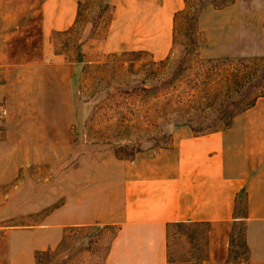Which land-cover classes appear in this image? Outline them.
Masks as SVG:
<instances>
[{
  "label": "rangeland",
  "instance_id": "obj_1",
  "mask_svg": "<svg viewBox=\"0 0 264 264\" xmlns=\"http://www.w3.org/2000/svg\"><path fill=\"white\" fill-rule=\"evenodd\" d=\"M37 2L0 0L4 15L17 9L29 14L23 25L4 29L19 28L20 40L15 32L0 56V172H7L0 181V226H28L57 208L64 175L78 167L81 151L112 148L128 156L172 143L183 127L246 130L251 143L253 131L264 128V0H184L173 14L171 48L161 58L147 50L103 49L112 5L84 0L75 23L51 33L56 61L26 55L31 42L23 36L39 28ZM224 46L231 52L219 54ZM25 60L34 61L31 71L26 72ZM41 63L51 65L50 74ZM48 76L49 88L43 84ZM259 146L253 142L248 151L258 152ZM246 207L241 193L226 252L216 250L213 264H247ZM115 227L69 226L55 244L35 251L34 264L100 261ZM208 231L207 222L169 223V258L209 264Z\"/></svg>",
  "mask_w": 264,
  "mask_h": 264
},
{
  "label": "crops",
  "instance_id": "obj_2",
  "mask_svg": "<svg viewBox=\"0 0 264 264\" xmlns=\"http://www.w3.org/2000/svg\"><path fill=\"white\" fill-rule=\"evenodd\" d=\"M82 1L38 0V31L29 35L28 30V36H23L31 42L26 55L51 56L56 61L59 56L50 43L51 33L75 23ZM108 1L112 15L103 49L147 50L157 58L167 55L173 40V14L184 0ZM28 15L17 9L1 17L6 26L0 33V56L19 28L11 33L4 29L23 25ZM19 34L15 39L20 40ZM34 42L37 51H33ZM219 51L231 52L225 46ZM33 63L25 60L26 72L33 69ZM40 65L43 72L51 73V65ZM43 84L51 87V76ZM254 116L253 121L257 120ZM233 129L191 132L178 128L172 143L149 146L128 156H119L112 148L83 149L78 167L64 175L62 203L57 208L28 226H0V264H34L35 251L49 242L55 244L64 229L91 224L115 225V232L100 261L79 264H190L187 258L168 256L167 226L171 222H207L208 263L213 264L216 250L226 252L241 193L247 201V264H264V128L253 131V142L262 145L258 152L248 151L253 142L246 139V130ZM50 135L45 133V139ZM6 175L4 168L0 181Z\"/></svg>",
  "mask_w": 264,
  "mask_h": 264
},
{
  "label": "trees",
  "instance_id": "obj_3",
  "mask_svg": "<svg viewBox=\"0 0 264 264\" xmlns=\"http://www.w3.org/2000/svg\"><path fill=\"white\" fill-rule=\"evenodd\" d=\"M243 243H244V245L246 246L245 239H244V242H243Z\"/></svg>",
  "mask_w": 264,
  "mask_h": 264
}]
</instances>
